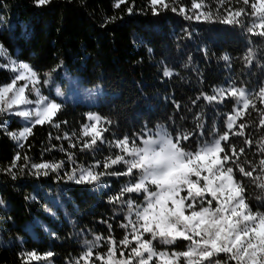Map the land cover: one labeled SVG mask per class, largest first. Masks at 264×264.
<instances>
[{
	"label": "trees",
	"instance_id": "1",
	"mask_svg": "<svg viewBox=\"0 0 264 264\" xmlns=\"http://www.w3.org/2000/svg\"><path fill=\"white\" fill-rule=\"evenodd\" d=\"M164 2L184 6L185 13L191 15L192 0ZM202 2L199 11L222 14L218 0ZM253 2L257 0L244 6L242 0H226L229 8H245L237 18L240 24L226 26L186 20L170 8L153 15L149 0H124L119 8L114 6L117 0H50L46 5H38L36 0H0V16L4 17L0 20V46L5 54L0 58V86L11 81V71L5 67L9 60H18L35 72L41 92L59 105L50 120L30 126L31 133L20 147L0 130V199L5 201L0 205V264H69L70 258L82 256L86 241L97 236L119 241L125 235L119 225L127 222L125 217L133 219V214L119 203L114 206L108 198L117 195L122 202L119 190L137 180L136 170L131 176H106L98 183L78 185L57 181L51 174L34 177L29 173L31 163L66 161L71 154L78 169L107 172L104 163L116 155L127 158L117 141L127 136L126 150L133 147L135 151L158 127L174 138L191 133L180 142L188 152L211 141L214 128L225 130L226 114H231L236 104L228 95L219 104H209L203 98L192 101L201 92L213 94L214 88H227L229 83L243 86L249 93H258L264 84V38L258 35L264 29L258 27L259 16L251 15ZM126 5L134 8L132 14L127 13ZM248 27H254V33H248ZM183 29L189 30V37ZM204 46L207 54L201 51ZM249 47L248 58L254 59L250 66L243 59ZM225 54L228 61L222 59ZM164 68L170 70L169 77H163ZM82 86L93 88L94 103L75 98ZM262 108L264 104L259 103L256 110L240 108L242 114L234 130L243 122L245 137L230 135L236 159L251 172L250 177H244L234 169V180L245 185L244 196L252 211L260 212H264V199L259 197L264 193L255 183L264 184V174L255 169L264 159L260 155L264 145V125L259 123ZM89 114L100 117L99 139L84 148V143L92 140L91 134L83 135ZM0 123L13 132L23 126L18 116L4 114H0ZM16 153L20 158L13 168ZM252 161L255 164L249 167ZM71 168L66 165V170ZM8 170L15 172V180ZM110 170L124 172L126 168L118 163L110 164ZM125 196L137 206L144 198L137 193ZM101 221L111 223L112 231ZM144 236L151 239L147 233ZM97 243V250L106 251ZM188 243L180 239L165 245L159 237L152 240L157 252L167 253L185 251ZM28 252H35L39 259L28 257ZM48 252L52 255L46 256ZM123 252L127 258L130 249ZM113 256L122 258L115 250ZM219 256L226 261L224 254Z\"/></svg>",
	"mask_w": 264,
	"mask_h": 264
},
{
	"label": "snow or ice",
	"instance_id": "2",
	"mask_svg": "<svg viewBox=\"0 0 264 264\" xmlns=\"http://www.w3.org/2000/svg\"><path fill=\"white\" fill-rule=\"evenodd\" d=\"M50 0H36L38 5H46ZM124 0H117L115 7L119 8ZM150 11L153 15H160L162 11L170 10L173 13L182 15L186 20H195L197 22H219L226 26H235L241 21L237 19L245 12L244 7L235 9L227 7L226 0H218L221 6L222 14L216 15L208 11H199L203 7V2L192 0L190 5L191 15L185 13V7L177 8L175 3L166 4L164 0H149ZM244 6H249V0H242ZM128 14H132L134 8L125 6ZM251 15L259 16V28L264 29V0H258L250 4ZM4 17L0 16V20ZM113 18H109L111 20ZM108 21H105L107 23ZM255 27V26H254ZM254 27H248V33H254ZM185 37L190 36L188 29H183ZM264 38V31L258 34ZM251 42L249 41V44ZM2 51V49H0ZM149 52L153 50L148 49ZM201 51L207 54V46ZM252 51L249 47L244 55L245 65H251L254 59L248 58V53ZM222 59L228 61L230 57L225 54ZM257 65L260 64L256 60ZM20 68L30 74L32 83H36V74L32 72L27 64H21ZM170 70L164 68L163 77L170 76ZM24 73L17 76L16 79H23ZM13 83L0 87V114H5L12 109L13 105L29 106L34 103L35 107L20 110L16 115L26 120L34 118L36 124H42L50 120L52 115L58 110V105L48 103L41 96L39 89L33 88L37 99L30 101L24 95L25 88L19 87L14 94L5 99V96L13 90ZM59 94V92H58ZM233 99L234 104H242L243 109H257V103L264 104V84L259 86L258 93H249L243 86H237L235 83H229L227 88H214L213 94L200 93L196 100L203 98L209 104L216 102L222 103L225 96ZM49 112L51 116L49 118ZM242 113L236 108L231 110V114H226L224 120L225 130H212L213 138L211 141L202 143L194 152L185 151L181 146V140H187L191 133H183L174 137L161 135L158 140L151 138L143 139V148L135 149L132 159L133 147L129 150L125 148L128 144V138L125 136L117 141V146L127 153V158L123 155H116L115 159H110L102 166L109 169L107 172H95L92 167L77 168L75 160L71 154L67 160L58 162L31 163L29 173L34 177L48 178L50 174L57 180H67L76 184H93L100 182L101 177L112 176H131L134 170L143 169V175L133 184L130 180L127 185L119 190V196H124L121 202L117 195L110 196L109 202L114 206L119 203L121 207H128L130 215L134 214L135 219L125 217L126 223L119 225L125 235L115 241L111 236L105 240L97 236L92 241H86L87 250L76 260L69 259V264H177L182 257L180 264H264V212L252 211L244 196L245 185L239 180H234V169H237L244 177H250L251 172L241 165V161L236 159V146L230 140V135L234 137H245L246 125L241 122L238 128L234 130L237 124V117ZM200 113L196 116L199 117ZM261 119L259 123L264 125V108L259 109ZM235 120L229 123L232 118ZM89 119L99 120L98 116H89ZM95 125V124H93ZM91 135L92 140L85 142L83 147L90 148L99 139L95 127ZM198 127H203L199 124ZM0 130L12 137L17 142L26 139L31 133L30 127H23L18 133L10 131L5 123H0ZM264 132V128H261ZM89 130L85 126L83 135L88 136ZM151 133L149 134V137ZM160 143V151L154 150L153 145ZM244 143H248L247 138ZM20 147L19 143L17 144ZM260 155L264 157V145H261ZM64 151L63 148L60 149ZM240 148V152H244ZM20 154L16 153L11 161L13 168L16 167V161ZM27 161L29 158H23ZM97 165L99 162H96ZM122 163L126 170L124 172L111 171L110 164ZM71 164V171L66 170V165ZM255 164V161L249 167ZM174 165V166H173ZM182 168L184 170L180 179L171 178L169 174L173 168ZM257 172L264 174V159L259 161ZM8 174L15 180L16 174L8 170ZM195 177L192 179L191 177ZM146 177H148L146 179ZM155 186V191L148 187V183ZM264 193V184L255 183ZM105 187H108L105 185ZM184 192V195H181ZM140 193L144 197L142 204L137 206L133 200L125 194ZM264 199V197H259ZM5 201L0 199V205ZM134 210V212H133ZM51 211V209H48ZM55 215V213H52ZM107 225V230L112 231V224L107 221H101ZM130 229V231H129ZM47 231V228H45ZM147 233L151 239L145 237ZM131 236V239H129ZM160 238V242L165 245H172L177 242V238L188 241L187 250L175 251L171 253L157 252L152 244V240ZM103 244L106 251L97 250V242ZM114 245H116L114 249ZM123 249H130L127 258L124 257ZM120 253V259L113 256V251ZM219 254H224L226 261H222ZM46 256H51L48 252ZM30 258L39 259L35 252H28ZM172 257V258H170Z\"/></svg>",
	"mask_w": 264,
	"mask_h": 264
},
{
	"label": "rangeland",
	"instance_id": "3",
	"mask_svg": "<svg viewBox=\"0 0 264 264\" xmlns=\"http://www.w3.org/2000/svg\"><path fill=\"white\" fill-rule=\"evenodd\" d=\"M257 2H258V0H257ZM0 49H2V47L0 46ZM4 52H3V49H2V51H0V58H5L4 57ZM21 64H25V63H23V62H20V61H18V60H9V62H8V64L5 66L6 68H8L10 71H11V74H12V78H11V81L9 82V83H7V84H10V83H13V81H15V83L13 84V90L12 91H10L6 96H5V99H8V98H10L13 94H14V92H15V90L16 89H18L19 87H24L25 88V93H24V95L26 96V98L28 99V100H30V101H33V102H35V100L37 99V96H36V92L35 91H33L32 92V89L33 88H37V89H39V91H40V94H41V96L44 98V100H46V101H48V103H55L56 105H58V103L56 102V101H54V100H52L49 96H47V95H45V94H43V92H41V90H40V85H39V79H38V77H37V75H36V83L35 84H33L32 83V79L30 78V74L27 72V71H25V70H23V69H21L20 68V65ZM30 68V67H29ZM31 69V68H30ZM32 70V69H31ZM24 73V77L25 78H23V79H19V80H17L16 79V77L17 76H19V75H21V73ZM32 72H33V70H32ZM7 84H5V85H7ZM5 85H1L0 87H4ZM92 90H93V88L92 87H87V86H82L81 88H79L78 89V95L75 97L79 102H82V103H87V104H91V103H94V101L97 99V97H95L94 95H93V92H92ZM95 90V89H94ZM0 103H2V102H0ZM35 107V105H34V103L32 104V105H29V106H25V105H13L12 106V109L9 111V112H7V113H5L4 115H7V116H17L16 115V112L17 111H20V110H26V109H30V108H34ZM58 107H59V105H58ZM243 109V107H242V104H240V105H236V109H237V111H239V109ZM3 115V114H2ZM49 118H50V116H51V112H49ZM53 116V115H52ZM89 116H96V115H94V114H89ZM89 116H88V122H87V127H88V130H89V133L91 134L92 133V131H93V129L91 128V125H93V124H95V125H93V127H95L96 126V128H95V131L98 133V135H99V129H100V125H101V120L99 119V120H95V119H89ZM19 117V116H18ZM20 118V120L22 121V128L23 127H30L32 124H34L35 123V120H34V118H29V119H25V118H23V117H19ZM235 120V117H233L232 118V120L231 121H229V123H231L232 121H234ZM47 121V120H46ZM22 128L20 129V130H22ZM20 130H18V131H16L17 133L20 131ZM161 135H166L167 137H170V135L166 132V130L164 129V128H162V127H158L154 132H152L151 133V136L149 137V134H147L146 135V137L144 138V139H148V138H151V139H153V140H158L159 139V137L161 136ZM12 138V137H11ZM13 139V138H12ZM24 140V139H23ZM23 140H21V141H19V142H17L16 140H14L13 139V141L16 143V144H18L19 143V145L23 142ZM143 141V140H142ZM160 147H161V145H160V143H156V144H154L153 145V148H154V150L155 151H157V152H159L160 151ZM141 148H143V144H142V146L140 147V149ZM130 150V149H129ZM134 154H135V151H132V155H133V157H134ZM137 171V170H136ZM138 178H137V180L139 179V175H143V169H138ZM183 172H184V170L182 169V168H179V167H177V168H173L172 169V171H171V173L169 174V176L171 177V178H175V179H180L181 177H182V174H183ZM148 177H146V179H147ZM192 179H195V177L193 176V177H191ZM136 180V181H137ZM135 181V182H136ZM134 182V183H135ZM133 183V184H134ZM148 187L151 189V190H153V191H155L156 189H155V186H153V185H151L150 184V182L148 183ZM137 194H140V193H137ZM181 195H184V192H181ZM143 201H144V198H143V200H142V203H143ZM141 203V204H142ZM139 206V205H138ZM133 212H134V210H133ZM133 219H135V215L133 214ZM181 238H177V240H180ZM100 244H98L97 243V246H99ZM86 250H87V247H86ZM85 250V251H86ZM150 264H153V262H150ZM157 264H158V262H157Z\"/></svg>",
	"mask_w": 264,
	"mask_h": 264
},
{
	"label": "clouds",
	"instance_id": "4",
	"mask_svg": "<svg viewBox=\"0 0 264 264\" xmlns=\"http://www.w3.org/2000/svg\"><path fill=\"white\" fill-rule=\"evenodd\" d=\"M174 166V165H173Z\"/></svg>",
	"mask_w": 264,
	"mask_h": 264
}]
</instances>
